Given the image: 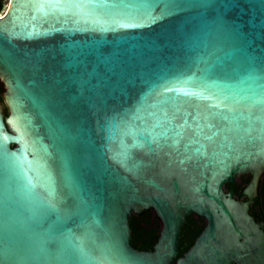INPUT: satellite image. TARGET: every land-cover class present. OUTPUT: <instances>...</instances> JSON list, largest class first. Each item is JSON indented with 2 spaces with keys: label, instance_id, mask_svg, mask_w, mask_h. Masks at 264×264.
Wrapping results in <instances>:
<instances>
[{
  "label": "water",
  "instance_id": "water-1",
  "mask_svg": "<svg viewBox=\"0 0 264 264\" xmlns=\"http://www.w3.org/2000/svg\"><path fill=\"white\" fill-rule=\"evenodd\" d=\"M124 2L0 11V264H264V0H171L137 27ZM145 212L152 250L131 244Z\"/></svg>",
  "mask_w": 264,
  "mask_h": 264
},
{
  "label": "flooded vegetation",
  "instance_id": "flooded-vegetation-1",
  "mask_svg": "<svg viewBox=\"0 0 264 264\" xmlns=\"http://www.w3.org/2000/svg\"><path fill=\"white\" fill-rule=\"evenodd\" d=\"M243 177L244 178L248 177L249 179L248 175H244ZM242 180L243 179H241V182ZM234 184H238V183L235 182ZM233 196L234 198L241 201H245L247 199L246 196L242 194V192L239 193L238 191H234V189H233ZM248 211L249 214L254 218L255 222L260 225V228L264 232V175L260 180L257 196L254 197L253 201L250 203ZM143 215L144 213L137 217H139V219H143ZM155 221L158 222L157 218L151 214V222H155ZM204 226H205V221L203 219L198 218L194 215H189L187 217L186 222L183 224L181 228L180 238L178 243V245L182 244L183 247H185L182 254L186 250H188V248L193 244L194 240L200 234Z\"/></svg>",
  "mask_w": 264,
  "mask_h": 264
},
{
  "label": "trees",
  "instance_id": "trees-1",
  "mask_svg": "<svg viewBox=\"0 0 264 264\" xmlns=\"http://www.w3.org/2000/svg\"><path fill=\"white\" fill-rule=\"evenodd\" d=\"M3 92V86L0 83V98ZM4 113H7V109L4 106ZM242 183L245 184L248 181V177L244 178L242 176ZM229 184H226V190H228ZM234 191H238L241 193L242 187L239 184H234L233 185ZM132 229H133V234H132V240L131 244L140 249V250H152L153 244L156 242L159 230L158 227L156 226V221L151 222V213L146 212L143 215V219H139L137 216H133L130 220ZM179 252L177 256H181L183 250L185 247H183L182 244L178 245Z\"/></svg>",
  "mask_w": 264,
  "mask_h": 264
},
{
  "label": "snow or ice",
  "instance_id": "snow-or-ice-1",
  "mask_svg": "<svg viewBox=\"0 0 264 264\" xmlns=\"http://www.w3.org/2000/svg\"><path fill=\"white\" fill-rule=\"evenodd\" d=\"M163 3L165 7L162 9L160 15H165L169 11V5L171 0H125L124 4L131 7L125 8L122 18L129 21V23L122 24L121 27H137L147 26L148 24L156 22L158 16L153 14L152 5ZM139 5V7H136ZM174 91V89H169ZM184 95H190L189 93H183ZM180 95V93H177Z\"/></svg>",
  "mask_w": 264,
  "mask_h": 264
},
{
  "label": "rangeland",
  "instance_id": "rangeland-1",
  "mask_svg": "<svg viewBox=\"0 0 264 264\" xmlns=\"http://www.w3.org/2000/svg\"><path fill=\"white\" fill-rule=\"evenodd\" d=\"M7 2L8 0H0V11H3L4 8L6 7L7 5ZM0 104L2 105L3 107V110H4V106H5V103H4V100H3V96L1 95V98H0ZM6 107V106H5ZM7 109V108H6ZM7 114V113H6ZM152 214V213H151ZM153 215V214H152ZM156 226L158 227V229L160 230V222L158 221L156 223Z\"/></svg>",
  "mask_w": 264,
  "mask_h": 264
}]
</instances>
